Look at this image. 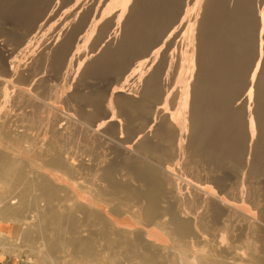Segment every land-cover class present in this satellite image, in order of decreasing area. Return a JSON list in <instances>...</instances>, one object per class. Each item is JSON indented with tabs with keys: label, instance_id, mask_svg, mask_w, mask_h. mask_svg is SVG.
Returning a JSON list of instances; mask_svg holds the SVG:
<instances>
[{
	"label": "bare ground",
	"instance_id": "obj_1",
	"mask_svg": "<svg viewBox=\"0 0 264 264\" xmlns=\"http://www.w3.org/2000/svg\"><path fill=\"white\" fill-rule=\"evenodd\" d=\"M137 1L125 0L127 4L125 6L124 3V7L129 8ZM196 1L194 2L195 4ZM202 1H200V4ZM209 1L215 2L214 0ZM209 1L204 0V3H209ZM220 1H222V5L219 3L221 6H218L219 4L216 6L218 10L213 7L217 13H214L215 20L213 19L214 33L212 32L209 36L210 39H208L211 42L210 46L207 45V48H211L210 50L208 48L210 54L206 53L204 49L202 50L210 58H207V55L206 57L200 56V53H198L201 51L200 47H202L200 46L201 37L198 36L199 38H197L199 29L198 18L202 16L200 15L202 13L200 12L202 8H199L200 4H198L200 9L199 17L194 15L198 21L194 20L193 22L190 21L191 24L187 22L188 25H182L184 22L181 24L180 20L182 19L180 17L183 16L179 17L180 20L177 19L180 7L177 6L179 9H176L174 8L176 6L173 7L172 4V8L170 6V10L167 11L169 15L167 13L168 16L166 18L163 16L158 22L160 25H156L155 29L152 26V31L151 27L148 26L151 32L148 31L147 34L145 33L147 30L144 28L145 22H141V19L145 18L138 17L141 21L139 22L138 20L137 23H140V32H142L139 33L134 29L137 24L135 23L136 25H133L134 28L132 26L133 29H131L129 22L123 16L125 13L119 15L120 8L118 13L116 6L119 7V5H116L115 11L117 14L111 11V13L105 12V14L108 13L109 15L108 17L102 16L99 18V22H102L101 25L98 23L100 26L96 27L94 25L96 27L94 28L91 24L89 25V27L91 26L90 29L93 28V30L89 29L91 36H96L95 40L101 43L99 45L103 49L101 51L98 48L97 54L99 49L101 51L98 56H94L96 54L93 55V52L90 56L86 55L87 62L84 60L86 67L83 76L84 78L88 76L96 78L101 76L102 73L111 72L120 78L121 76L125 78H122V80H127L128 84L125 82L127 85H114L109 95L101 91L85 93L82 87L85 85L86 80H84L85 83H80V80V84L78 82L76 84L73 83L75 88L73 87V92L68 95L62 89L57 90V88H54L55 86L53 87L49 83L40 82L39 84L36 82L37 85L39 84L38 87L31 88L32 94L36 95L34 98H41L39 101L35 100L34 102L38 110L39 121L44 111L47 112V109H49L48 106H52V102L48 105L51 100L59 105L64 103H68V105L75 104L73 107L77 106L76 108H78L76 112L71 107L72 105L69 106L74 115L82 116L84 122L92 124L91 127L86 125L87 130H89V127L96 130L93 128L96 126L100 131L97 130L99 134L94 131L95 137L100 138V136L104 135V138L110 141V144L107 141V146L104 143L106 142L104 139L103 143L107 147L105 151L104 145L100 144L103 137H101L100 143L97 142L99 145L95 144L93 140L95 137L91 135L94 132L88 133L83 130L86 132H84L85 134H90L89 137L84 135L85 140L92 136L91 139L94 142H90L89 139L87 141L95 145L91 147L90 145L92 144L88 145L89 143H86L89 146V149L87 148L90 157L88 162H84V159H81L80 165H77L79 161L77 163L74 162L73 155L75 154H71L74 151L73 148L70 151L71 146L68 145L69 149L67 150L64 144L67 138L64 140L66 134L64 135L63 131L70 129V126L61 128L58 120L61 122L63 117H61L62 120L61 118L58 119L59 117L57 116L59 114L53 111H51L53 116L50 117L53 119L52 121H57L56 124L55 121L54 124L52 123L53 130L51 129V135H53L49 140L46 138L49 135L44 137L46 138L45 140H43L44 138L41 139V146L38 150L30 151L27 148L26 151L21 148L22 145L19 149L16 147V150H12L10 147L7 148L8 146L6 145V147L4 142L9 141L11 136L9 131L0 125V192L4 191L5 193L2 192L4 195H0V222L12 223L14 221V224L18 222V225H24L23 227L32 226L33 228L32 220L28 221L26 218H19V211L16 212V205H11L15 208L13 210L9 208L11 203L9 198L11 197L12 199L18 198V202L21 205L26 200L25 204L27 205H24L29 210L31 208H41L38 215L39 223L37 222V226H34L37 227V233L40 236H44V238L41 237L43 241H41L42 239L40 240L42 250L37 247L40 239L38 234L39 239L37 238L38 242L34 246L40 250L38 253L41 254L43 252L42 258H44L45 250L46 257L50 259L49 262L47 261L48 264H198L200 262L202 264H237L232 262L234 260L242 261L244 256L241 253H243V249L239 253L240 251L238 252V250L234 249L235 246L233 248L225 244L223 240L222 242H219V240L217 242L211 239V233H213L211 231L213 230V225L220 218H223V221L220 220V223L223 222L221 226L224 225L227 228L230 220L225 219L226 221H224V215H229V218L233 219L232 212L230 213L231 206L230 210H227L229 206L226 208L227 206L225 207V204L217 199L216 195L218 193L228 189L227 200L233 201V199H237L236 202H238V191L245 188L246 192L244 194H249V188L251 187L247 186V190L245 186L251 183L252 185L253 183L261 185L262 195L264 193V1ZM168 2L171 3V1ZM250 2L251 4L253 3L251 10L250 8H244L246 6L243 7L244 4L247 3L248 5ZM7 4H5V7ZM128 4L131 5L129 6ZM140 4L144 5V3ZM210 4L207 5L205 3L201 7L207 5L205 10H208L207 7L209 8ZM10 5L8 6L10 7ZM14 5H12L13 9L16 6L17 9H22L19 7L22 4L15 7ZM133 5L132 7H134ZM183 6H181L182 11L184 9ZM12 7H10V10H12ZM132 7L131 9L133 10L134 8ZM136 7L138 6L136 5ZM141 7L144 8L145 6L141 5ZM142 8H136L137 12ZM17 9L15 8L16 11H18ZM148 9L150 10L151 8ZM189 10H187V13H189ZM21 11L17 12L19 16ZM25 11L22 12L25 13ZM133 11L135 13V10ZM12 12L10 13L12 14ZM78 12L81 11L78 10ZM197 12L194 11L196 14ZM3 13L5 15L7 12ZM30 13L25 15L27 16ZM129 13L132 14L130 9ZM141 13L143 14L145 11ZM202 14L204 15V9ZM208 14H210L208 16L210 18L211 13L209 12ZM0 15L2 14L0 13ZM6 15L8 16L9 13ZM25 15L23 14V16ZM146 15L144 16L146 17ZM233 15L239 17V21L234 22L233 20L235 19H231ZM191 16L193 18V15ZM226 16L231 20L224 23L221 20ZM190 17L189 19L191 20ZM20 18L17 19L20 20ZM29 20L27 22H32L33 19ZM84 20L86 19L84 18ZM43 25L40 24L39 29ZM179 35H184L189 40H187V52L184 49L183 51L185 52L183 53L182 51L185 56L178 51L181 43L178 44V48L175 47ZM119 36L120 39L118 40ZM66 40L59 48L61 51L53 56H56V58H53V61L51 60L55 72L61 71L60 69L64 64L66 55L69 54V51H72L71 45L73 41L71 39ZM183 40L186 41L185 39ZM97 41L95 42L97 43ZM32 42L27 43L24 51H34L33 47H35V44L33 43V45ZM92 42H90L91 45L89 47L92 46ZM201 43L203 44V42ZM76 44L78 47L80 46V43ZM184 44L186 45V43H183V47H185ZM94 47L93 45L92 48ZM78 52L80 51L78 50ZM180 54L182 57H180ZM70 57L72 56L70 55ZM203 63L207 65V68L209 66L211 71L200 67ZM202 68L204 70H201ZM28 72L20 69L9 74L17 82L24 83L27 78L30 79L31 74ZM173 81L174 85L171 83ZM33 83L34 85L36 84L35 81ZM134 93L139 95H134ZM55 107H58V105ZM88 108L90 109L88 110ZM54 116L55 118H53ZM43 117L46 121L47 115L46 118L45 116ZM41 121L40 124L42 123ZM64 122L62 121V123ZM66 123L70 124L69 119ZM48 128L49 126L47 130ZM65 128L68 129L64 130ZM47 132V134H50L49 131ZM71 133L70 135L67 133V136H71ZM37 137L39 139V135ZM72 137L71 139H73ZM38 139L36 140L38 141ZM73 141L71 140L69 143H73ZM40 142L36 144L39 145L38 143ZM66 142L68 143V141ZM97 145H101L100 147L104 149L101 150L104 152H100ZM88 155L86 154L87 157ZM201 164L209 168L208 179L210 181H208L211 187H214L212 195L207 191L195 194L188 189L189 185H187L186 179L192 178L193 180L195 179L194 177H197L198 180V178H201L198 175L199 171H197L201 169H199L200 166L198 167ZM206 166H203V169ZM195 167H198V169L196 170ZM82 171H88L84 173L89 175L87 176L88 178H82L84 176ZM30 172L35 175L34 178L30 177ZM254 187L257 188V186ZM205 188L203 187V189ZM253 190L255 189L253 188ZM241 192L243 197V191ZM253 192L251 190V193ZM244 196L247 197L246 195ZM246 200L245 204L247 203ZM108 202L113 204L112 206L110 205V209H107V206H109L107 205L109 204ZM233 203H230V205ZM235 203L233 204L234 207ZM251 205L253 204L251 203ZM184 207L195 209V211L194 213L187 211L184 213ZM26 209L22 210L26 212ZM18 210L20 209L18 208ZM22 210H20L21 213L23 212ZM36 210L33 211L36 213ZM33 211L31 212L33 213ZM254 211L255 220L251 221V223L243 224L242 218V224L235 225L236 231L239 232L238 237L246 248L250 251H256V249L259 250L258 248L261 247L260 253L264 256V225L258 223L259 221H264V209L258 205ZM235 214H237L236 211ZM31 229L27 232V235L30 233L28 237L33 234L30 232ZM233 233L235 234L234 231ZM214 235L216 234L214 233L213 237ZM21 236L9 238L0 234V254L10 250L12 246L9 245L12 243L24 242V245L28 244V237L25 238V241L28 242L25 244ZM35 237L34 235V242L36 240ZM233 238H235V235ZM250 238L254 240L251 241L249 240ZM221 239L223 238L221 237ZM31 240L30 243L33 241ZM186 240H189L188 245L183 244ZM7 245L11 248L7 247ZM237 248L239 247L237 246ZM12 249L15 250V247ZM210 252L214 254H210ZM263 256L259 257V259L264 261Z\"/></svg>",
	"mask_w": 264,
	"mask_h": 264
},
{
	"label": "rangeland",
	"instance_id": "obj_2",
	"mask_svg": "<svg viewBox=\"0 0 264 264\" xmlns=\"http://www.w3.org/2000/svg\"><path fill=\"white\" fill-rule=\"evenodd\" d=\"M2 1V2H1ZM0 1V5H1V8H0V13L2 14V15H0L1 17H0V125H1V127L3 128H5L7 131H9V133H10V140H12V141H8L7 140V142L5 141L4 142V144H5V146L7 147V148H9L10 147V149H12V150H16V147L19 149L20 147H21V145H22V149H27L28 148V150H30V151H32V150H38V148L41 146L40 144H41V139H43L45 136H48V137H46V138H48L47 140H49V139H51V137H52V135H51V131L53 130L52 128H53V124H54V121H52L53 119L50 117V116H53L52 114H51V111H53V112H55L56 114H59L57 117H59L58 119H60L61 117H63V120H62V118H61V120L64 122L65 120H67V121H65L64 123H62V121L60 122L59 120H58V122L60 123V127L61 128H63V126L65 127V126H70L69 128L70 129H68V128H65L64 130H67V131H63L64 132V135L66 134V136H65V139L64 140H66V138H67V140L66 141H68V143L65 141V146L67 147L68 145L69 146H71L70 147V151H72L71 149L73 148V152L71 153L72 155L73 154H75V155H73L74 156V162L75 163H77L78 161V163H77V165H80L81 163H80V161H81V159L85 162H88L89 160H90V157H89V155H88V150H87V148L89 147L88 145H90V144H92V143H89L88 141L90 140V142H94L95 141V144L97 143V142H99L100 141V139H101V137H103V140L101 141V145L104 147V149L105 148H107L106 147V145L108 146V144H107V141H109V140H106L105 138H104V135L103 136H100V135H98L99 134V132L98 131H100V129H98L96 126V128L95 127H93L94 129H96V130H93V129H91L90 127H91V125L90 124H87V122H86V124H85V122H84V119H83V117L82 116H78L77 114H75L74 115V113L72 112V109L69 107V106H71V105H68V103H64V102H62V103H64V104H66L65 105V107H64V104H55L54 103V101H49V104L48 105H50V102H52L51 104H52V106H48L49 107V109H47V112L46 111H44V114L42 115V118H43V120H44V117L43 116H45V118H46V115H47V120L45 121H43L42 120V118L40 119V121L42 122L41 124H40V121H39V118H38V110L36 109V105H35V100L37 101H39L41 98H39V99H35L34 97H36V95L34 96V93L32 94V92L33 91H31V88L33 89L34 87H38V85L40 84V82H42V83H49L50 85H53V87L54 88H57V90H59V89H62L63 90V92H65L67 95L68 94H71V92H73V90H74V88H75V84L78 82L79 83V80H80V83L81 82H83V83H85V85L82 87V89H83V91L85 92V93H92V92H98V91H101V92H104V94H107L108 93V95H109V93H110V91H111V89L113 88V86L114 85H118V84H120L121 86H125V85H127L128 83H127V80H122V76H121V78L119 77V76H116V75H114L113 73H111V72H106V73H102L101 74V76H97L96 78L95 77H91V76H88V77H85L84 78V76H83V72L85 71V67H86V63H85V61L87 62V59H86V55H88V56H90V55H92V52H93V55L94 54H96V55H94V56H98V55H100V53H101V51H102V47H100V45L99 44H101L99 41H97V40H95L96 39V36L94 35L93 37L91 36V31L90 30H93V28L92 29H90L91 28V26L93 27L94 25L97 27V26H100L101 24H102V22L100 23L99 22V18H101L102 16L103 17H105V16H107L108 17V13H111V12H113L114 14H117V12L119 13V11H120V13H119V15L121 14V15H123L124 13V15L123 16H125V19L127 20V22H129V27L131 28V29H133L134 28V26H135V30H137V32H139V33H142V32H140V30H141V27H140V21L141 22H145V25H147L146 27H145V25H144V28H145V30H147V31H145V33L147 34L148 33V31H150V29H151V31L153 30V29H155L154 27L157 25V26H159L160 25V23H158L159 22V20L160 19H162V17L164 16L165 18L169 15V12H167V11H169L170 10V6H171V8H172V4H173V7L174 6H176V7H174V8H176V9H179V8H177V6H179L180 7V9L178 10L179 11V15H178V20H180V18L182 19V20H180L181 21V24L182 25H184V26H186V24L188 25V23L189 24H191V22H193L194 20H197L198 21V19H199V29H198V32H197V38H199L198 36H200L201 38V41H200V46H202V47H200V49H201V51H199L198 53H200L199 55L201 56H205L206 57V55H207V58L209 57V55L208 54H210V52H208L211 48H209V50H208V48H207V45L208 46H210V44H211V42H209V40L208 39H210L209 38V36L212 34V32L214 33V28H215V26H214V22H213V19H214V17H215V14L214 13H217V11H216V9L218 10V7H216L219 3H221V5H222V1H220V0H214L215 2H211V1H209V3L208 2H205L207 5H209L210 3H213V4H210V7L208 8L207 7V9L208 10H205V8H206V6L207 5H205V7H201V6H204L203 4H205L204 3V0L201 2V4H200V1L201 0H166V2H164L165 0H163V2H162V0H138L133 6L134 7H132V5L131 4H128L130 7L128 8H126V7H124V3H125V0H1ZM4 1V2H3ZM12 1V2H11ZM13 1H16V2H13ZM84 1V2H83ZM146 3H145V2ZM168 1H171V3L170 2H168ZM176 1H177V3H176ZM182 1V2H181ZM196 1V4L194 3ZM207 1V0H206ZM217 1H218V3H217ZM264 1V0H263ZM5 2H7V3H5ZM59 2V3H58ZM81 2V3H80ZM88 2V3H87ZM105 2V3H104ZM112 2V3H111ZM117 2V3H116ZM119 2V3H118ZM149 2V3H148ZM159 2H161V3H159ZM175 2V3H174ZM3 5H2V4ZM15 5H14V4ZM61 3V4H60ZM83 3V4H82ZM121 3V4H120ZM139 3H144V5L143 4H140L139 5ZM152 3H153V5H152ZM157 3V4H156ZM162 3H163V5H162ZM171 4V5H169V4ZM215 3V4H214ZM5 4H7V6L5 7ZM9 4H11L10 5V7H12V5H14V7L16 6V5H19V4H22V6L20 5L19 7H21L22 9H17V6L15 7L18 11L20 10H22V11H25L26 9V11H25V13L24 12H20V16H22L21 18H20V16H19V14H17V12L18 11H16L15 10V8L13 9V7H12V10H10L11 8L8 6ZM92 4V5H91ZM126 4L127 3H125V6H126ZM145 4H147V5H145ZM155 4H156V6H155ZM161 4V6H163V7H161V6H159ZM180 4V5H179ZM185 4V6H183ZM198 4H200V7L198 6ZM244 4V3H243ZM90 5V6H89ZM111 7H110V6ZM116 5H119V7L118 6H116ZM122 5V6H121ZM127 5V6H128ZM136 5L139 7V8H142L141 7V5L144 7V8H142V9H140V10H138V12H137V9H139L138 7H136ZM149 5V6H148ZM158 5V6H157ZM190 5V6H189ZM195 7H194V6ZM197 5V6H196ZM214 5V6H213ZM220 4L218 5V6H221ZM23 6H24V8H23ZM26 6V7H25ZM74 6V7H73ZM79 6V8H77ZM117 7V12L115 11V8ZM151 6V7H150ZM153 6V7H152ZM167 6H168V8H167ZM181 6H183V8L185 9H183V11L181 10ZM244 6H246V7H244ZM4 7H5V9H4ZM7 7H9V9H7ZM18 7V8H19ZM72 7V8H71ZM104 7H106V8H104ZM123 7V8H122ZM131 7L132 8H134L133 10H135V13L137 14L138 13V15H136L135 13H134V11L131 9ZM155 7V8H154ZM160 7V8H159ZM191 7H193V9H191ZM202 8V10L200 11V9ZM213 7H215V8H213ZM243 7L244 8H250V10L253 8V3L251 4V2L250 3H248V5H247V3L246 4H244L243 5ZM26 8V9H25ZM30 8V9H29ZM31 8H32V11H31ZM42 8V9H41ZM45 8V9H44ZM114 10H113V9ZM119 8H120V10H119ZM123 9V11H122V9ZM137 8V9H136ZM148 8H151L150 10H152V11H150ZM157 8V9H156ZM161 8H163V9H161ZM198 8V9H197ZM213 9L212 11H211V9ZM7 9V10H6ZM23 9H25V10H23ZM41 9V10H40ZM104 9V10H103ZM107 9V10H106ZM111 9V10H110ZM129 9H130V12H132V14L131 13H129ZM144 9V11H145V13L146 12H148V13H146L147 15H148V17H147V15L145 14V13H141V12H144V11H142ZM147 9H148V11H147ZM155 9V10H154ZM167 9V10H166ZM189 9H191V10H189ZM196 9H197V11L199 12H202L203 13V9H204V15L201 13L200 14V12L198 13L197 11H196ZM4 10V11H3ZM43 10H44V12H43ZM78 10L79 11H81V12H78ZM93 10V11H92ZM95 10V11H94ZM97 10H99V11H97ZM119 10V11H118ZM154 10V11H153ZM164 10V11H163ZM187 10H189L188 12L189 13H187ZM193 10V11H192ZM9 11V12H8ZM13 11V12H12ZM14 11H16V13H14ZM86 11V12H85ZM111 11V12H110ZM140 11V12H139ZM182 11V13H180ZM186 11V12H185ZM192 11V13H190ZM194 11L195 12H197V14L196 13H194ZM3 12H7V13H5V15H3L4 13ZM10 12H12V14L10 13ZM31 12V13H30ZM76 12V13H75ZM105 12H108V13H106L105 14ZM122 12V13H121ZM127 12V13H126ZM150 12V13H149ZM205 12H210L211 13V16H210V18L208 17L210 14H208V13H205ZM9 13V15L7 16L6 14H8ZM13 13H14V18L12 17V15H13ZM19 13V12H18ZM22 13V14H21ZM27 13H30V14H28L27 16H28V20L30 19V20H32V22L30 21V22H27L28 20H27V16L25 15V14H27ZM36 13V14H35ZM38 13V14H37ZM75 13V14H74ZM78 13V14H77ZM82 13V14H81ZM83 13H84V15H83ZM90 13V14H89ZM140 13V14H139ZM158 13H160V14H158ZM167 13H168V15H167ZM185 13V14H184ZM187 13V14H186ZM213 13V14H212ZM16 14V15H15ZM23 14L25 15V16H23ZM103 14V15H102ZM142 14V15H141ZM150 14V15H149ZM157 14V15H156ZM164 14V15H163ZM166 14V15H165ZM193 15V18H192V16L191 15ZM198 14H200V15H202V16H200L199 17V15ZM206 14H208V15H206ZM38 15V16H37ZM67 15V16H66ZM83 15V16H82ZM87 15V16H86ZM131 17H130V16ZM135 15V16H134ZM140 15V16H139ZM144 15H146V17L144 16ZM154 15V16H153ZM172 15V14H171ZM188 15H190V16H188ZM194 15H196V17L198 16L199 18L197 19H195V16ZM206 15V16H205ZM4 16H5V18H4ZM31 16V17H30ZM34 16V18H32ZM74 16V17H73ZM80 16H81V18H80ZM142 16V17H141ZM157 16V17H156ZM180 16H183V17H188V18H184L183 19V17H180ZM205 16V17H204ZM26 17V18H25ZM71 17V18H70ZM90 17V18H89ZM128 17V18H127ZM132 17H133V19H132ZM138 17H140V18H145V19H139ZM151 19H150V18ZM152 17H153V19H152ZM156 17V18H155ZM159 17V18H158ZM180 17V18H179ZM189 17L191 18V20L189 19ZM204 18V22H203V18ZM233 17H236V15H233ZM233 17H231V19L233 20V19H235V20H233L234 22H237V21H239V17H236V18H233ZM13 18V19H12ZM17 18H20V20L19 19H17ZM32 18V19H31ZM36 18V19H35ZM43 18V19H42ZM76 18V19H75ZM84 18L86 19V20H84ZM130 18H131V20H130ZM135 18V19H134ZM138 18V19H137ZM206 18V19H205ZM208 18V19H207ZM212 18V19H211ZM12 19V20H11ZM23 19V20H22ZM40 19V20H39ZM79 19V20H78ZM155 19V20H154ZM164 19V18H163ZM188 19V20H187ZM193 19V20H192ZM202 19V20H201ZM231 19H229V18H227V16L226 17H223V19L221 20L222 22H227V21H229V20H231ZM16 20V21H15ZM19 20V21H18ZM84 20V21H83ZM95 20V21H94ZM98 20V21H97ZM135 20H136V22H135ZM139 20V22L137 23V21ZM153 20V21H152ZM202 22H201V21ZM207 20H209L208 22H207ZM215 20V19H214ZM223 20H226V21H223ZM39 21V22H38ZM64 21V22H63ZM91 21V22H90ZM132 21H134V22H132ZM179 21V22H180ZM191 21V22H190ZM211 21H212V24H211ZM4 22V23H3ZM8 22V23H7ZM35 22H36V24H35ZM78 22V23H77ZM82 22V23H81ZM95 22V23H94ZM148 22V23H147ZM151 22H153V23H151ZM188 22V23H187ZM10 23V24H9ZM22 23V24H21ZM34 23V24H33ZM100 25H99V24ZM136 23V24H135ZM201 23H203V24H201ZM209 23V24H208ZM28 24V25H27ZM32 26H31V25ZM43 25V24H45V25H43V27L41 28V29H39V25ZM82 24V25H81ZM91 24V26L89 27V25ZM131 24V25H130ZM149 24V25H148ZM180 24V23H179ZM201 24V25H200ZM12 25V26H11ZM16 25H18V26H16ZM81 25V26H80ZM134 25V26H133ZM151 25V26H150ZM212 25V26H211ZM70 26V27H69ZM84 27V29H83V27ZM94 26V28H96ZM132 26H133V28H132ZM151 27L150 29H149V27ZM152 26H153V29H152ZM202 26H204V27H202ZM206 26V27H205ZM210 26H211V29L209 30V28H210ZM8 27V28H7ZM13 27V28H12ZM16 27V28H15ZM34 27V28H33ZM77 27H78V29H77ZM15 28V29H14ZM18 28H19V30H18ZM63 28V29H62ZM67 28V29H66ZM72 28V29H71ZM129 28V29H130ZM138 28V29H137ZM202 28V29H201ZM203 28H205V29H203ZM9 29V30H8ZM14 29V30H13ZM23 29H25V30H23ZM30 31H29V30ZM44 29V30H43ZM79 29H81V30H79ZM90 29V30H89ZM206 29H207V31H206ZM23 30V31H22ZM41 30H43V31H41ZM63 30V31H62ZM89 30V31H88ZM139 30V31H138ZM73 31V32H72ZM80 31V32H79ZM150 31V32H151ZM23 32V33H22ZM68 32V33H67ZM90 32V33H89ZM204 32V33H203ZM210 32V33H209ZM33 33V34H32ZM35 33V34H34ZM144 33V32H143ZM182 34H183V32H181ZM180 33V34H181ZM203 33V34H202ZM20 34V35H19ZM37 34V35H36ZM58 34H59V36H58ZM76 34V35H75ZM87 34V35H86ZM33 35V36H32ZM97 35V34H96ZM204 35V36H203ZM22 36V37H21ZM72 36H75V37H72ZM84 36V37H83ZM181 35H179V37L177 38V40H176V45H175V47L176 48H178L179 46H181L179 49H181V50H179L178 49V51L179 52H181L182 53V51H183V49L184 50H186V52H187V48H186V46L188 45V42H187V40H188V38L186 37V36H184V35H182L181 37H180ZM24 37V38H23ZM29 39V37H31L32 38V40H31V38L28 40L27 38ZM57 37V38H56ZM80 37V38H79ZM202 37H204V38H202ZM72 40L73 41V43H72V45H71V50L72 51H69L68 53L69 54H67L66 55V57H65V59H64V64H63V66H62V68L60 69L61 71H59V72H55L54 71V67H53V64H52V61H53V58L55 59L56 58V56L55 57H53L54 55H57L61 50H59V48H61L60 46H61V44H64V40ZM82 38V39H81ZM87 38H88V40H87ZM205 38H207L206 40H205ZM26 39V40H25ZM37 39V40H36ZM57 39V40H56ZM60 39V40H59ZM93 39V40H92ZM120 39V36L118 37V40ZM183 39H185L186 41H184ZM199 39V40H200ZM66 40V41H67ZM183 40V41H182ZM205 40V41H204ZM20 41H21V43H20ZM32 42V44L35 46V47H33V49H34V51L33 50H30V51H32V52H30V51H24V47H26L27 46V43L28 42ZM36 41V42H35ZM92 42V41H94V42H92L93 44H92V46L91 47H89L90 45H91V43L90 42ZM95 41H97V43L95 42ZM179 41V42H178ZM181 41V42H180ZM189 41V40H188ZM208 41V42H207ZM56 44H55V43ZM87 42V43H86ZM89 42V43H88ZM201 42H203V44L201 43ZM11 43V44H10ZM76 43H80L79 45V47H78V45L76 44ZM181 43V44H180ZM183 43H186V45H185V47H183L182 45H183ZM206 45H205V44ZM97 44V45H96ZM178 44H180L179 46H178ZM93 45L95 46L94 48H95V50H94V48H92L93 47ZM15 46V47H14ZM19 46V47H18ZM37 46H38V48H37ZM75 46V47H74ZM97 46V47H96ZM23 47V48H22ZM42 47H43V49H42ZM56 47H58L57 49H56ZM74 47V49H72ZM204 47V48H203ZM90 48V49H89ZM98 48H100L101 49V51H100V49H99V51H98V54H97V50H98ZM186 48V49H185ZM206 48V49H205ZM21 49H23V50H21ZM80 51V52H78V50ZM200 49H198V50H200ZM204 49V51H206V53L208 52V54H204L205 52H203L202 50ZM19 50V51H18ZM55 50V51H54ZM57 50V51H56ZM74 50V51H73ZM86 50H87V52H86ZM90 50V51H89ZM171 51V50H170ZM26 52V53H25ZM76 54H75V53ZM185 51H183V53H184ZM25 53V54H24ZM43 53V54H42ZM87 53V54H86ZM91 53V54H90ZM182 53V54H183ZM45 54H46V56H45ZM21 55V56H20ZM70 55L73 57H70ZM78 55V56H77ZM81 55V56H80ZM181 55V54H180ZM184 56H185V54H183ZM45 56V57H44ZM184 56H183V58H184ZM43 59H42V58ZM69 57V58H68ZM75 57V58H74ZM82 57V58H81ZM85 57V58H84ZM180 57H182V55L180 56ZM14 58V59H13ZM38 58V59H37ZM51 58V59H50ZM84 58V59H83ZM183 58H182V60H183ZM210 58V57H209ZM45 59V60H44ZM71 59V60H70ZM75 59V60H74ZM89 59H90V57H89ZM92 59V58H91ZM11 60V61H10ZM24 60V61H23ZM52 60V61H51ZM85 60V61H84ZM3 61V62H2ZM82 61V62H81ZM40 62V63H39ZM50 62V63H49ZM181 62H183V61H181ZM52 64V65H51ZM71 64V65H70ZM17 65V66H16ZM205 63H203V64H201V66L200 67H203V68H207V65H206V67H205ZM26 66V67H25ZM71 66V67H70ZM80 66V67H79ZM43 67V68H42ZM73 67V68H72ZM68 68V69H67ZM72 68V69H71ZM201 69V70H204V69ZM24 70L25 72L27 71H30V72H28V73H30L31 74V76H30V79L29 78H27V80H25L24 81V83L22 82V83H20L19 81L17 82L16 81V79L11 75V74H9V73H12V72H15V71H19V70ZM13 70V71H12ZM65 70V71H64ZM76 70H78V71H76ZM211 71V68L208 66V68H207V71ZM8 71V72H7ZM74 71V72H73ZM68 72H70V73H68ZM108 73V74H107ZM7 74V75H6ZM76 74V75H75ZM60 75V76H59ZM82 75V76H81ZM9 76V77H8ZM42 76V77H41ZM56 76V77H55ZM76 76V77H75ZM13 77V78H12ZM36 77V78H35ZM38 77V78H37ZM99 77V78H98ZM112 77V78H111ZM34 78V79H33ZM68 78V79H67ZM119 79V80H118ZM123 79H125V78H123ZM31 80V81H30ZM47 80V81H46ZM82 80V81H81ZM84 80H86L85 82H84ZM35 81V83L37 82V83H39L38 85H37V83L34 85V82ZM44 81V82H43ZM46 81V82H45ZM68 81V82H67ZM76 81V82H75ZM120 81H121V83H120ZM175 82H176V80H174ZM174 81L173 82H171V83H173V85L175 84L174 83ZM7 82V83H6ZM123 82V83H122ZM127 84H126V83ZM33 85H32V84ZM56 83V84H55ZM71 83V84H70ZM73 83H75V84H73ZM79 83V84H80ZM29 84V85H28ZM32 85V86H31ZM68 86V87H67ZM111 86V87H110ZM74 87V88H73ZM128 88H130L129 86H127ZM69 88V89H68ZM110 88V89H109ZM141 89V88H140ZM92 90V91H91ZM105 91H108V92H106L105 93ZM30 92V93H29ZM139 92H140V90H139ZM133 93V92H132ZM24 94V95H23ZM108 95H106V96H108ZM134 95H139V94H137V93H134ZM17 97V98H16ZM23 97V98H22ZM12 98V99H11ZM15 98V99H14ZM24 99V100H23ZM27 100H28V102H27ZM31 100V101H30ZM9 101V102H8ZM30 101V102H29ZM3 102V103H2ZM40 102H42V101H40ZM32 103V104H31ZM58 105V107H55V106H57ZM73 105H75V104H73ZM73 105L71 106V107H73ZM61 108H60V107ZM63 106V107H62ZM51 107H52V109H51ZM55 107V108H54ZM77 107V106H76ZM76 107H73L74 109V112H76V109H78V108H76ZM34 108V109H33ZM57 108V109H56ZM59 108V109H58ZM63 108V109H62ZM69 109H71V110H69ZM90 108H88V110H89ZM65 110V111H64ZM68 110V111H67ZM49 111V112H48ZM71 111V112H70ZM69 112V113H68ZM29 114V115H28ZM51 114V115H50ZM67 114V115H66ZM69 114V115H68ZM71 114V115H70ZM77 115V116H76ZM49 116V117H48ZM64 116H66V117H64ZM82 118V120H83V122H82V120H81V118ZM38 118V119H37ZM53 118H55V116L53 117ZM72 118V119H71ZM79 118V119H78ZM3 119V120H2ZM32 121H31V120ZM65 119V120H64ZM68 119H69V122H70V124L68 123H66V122H68ZM78 119V120H77ZM79 120H81V121H79ZM34 121V122H33ZM50 121V122H49ZM75 121V122H74ZM79 123H78V122ZM39 122V123H38ZM47 122V123H46ZM71 122H72V124H71ZM81 122V123H80ZM32 123H33V125H32ZM38 123V124H37ZM53 123V124H52ZM57 123V121H55V124ZM3 124V125H2ZM37 124V125H36ZM45 124V125H44ZM65 124V125H64ZM67 124V125H66ZM82 124V125H81ZM5 125V126H4ZM77 127H75V126ZM80 125V126H79ZM86 125H89L90 127H89V130H87V126ZM35 126V127H34ZM38 126V127H37ZM49 126V128H50V126H51V128L49 129L48 128V130H47V127ZM0 127V128H1ZM72 127V128H71ZM84 127V128H83ZM32 128V129H31ZM37 128V129H36ZM76 128V129H75ZM52 129V130H51ZM75 129V130H74ZM77 129H79V130H77ZM36 130H39V131H36ZM83 130H86L88 133L89 132H94V131H97V135L98 136H100V138L99 137H95L96 135H95V132H94V134L93 133H91V135L93 136V137H95V139L93 138V140L91 139L92 138V136L90 137V138H86V140H85V136L84 135H88V133L87 134H85L86 132L85 131H83ZM47 131H49V133L50 134H47L48 132ZM76 131V132H75ZM78 131V132H77ZM43 132H44V134H43ZM72 132V133H71ZM85 132V133H84ZM27 133V134H26ZM67 133H69V135H70V133H71V136H73L72 138L73 139H71V136H69V139H68V136H67ZM47 134V135H46ZM82 134V135H81ZM39 135V139H38V136ZM51 135V136H50ZM90 135V134H89ZM89 135H88V137H89ZM76 136H78V137H76ZM20 137V138H19ZM37 137V138H36ZM76 137V138H75ZM28 138H30V139H27ZM46 138H44L43 140H45ZM106 138H108L107 136H106ZM36 139H38V141L36 140ZM89 139V140H88ZM96 139H98V141H96ZM104 139L106 140V142H104ZM14 140V141H13ZM26 140V141H25ZM36 140V141H35ZM71 140H74L73 141V143H71V144H73V145H71L70 143H69V141H71ZM78 140H79V142L81 143H79L78 142ZM88 140V141H87ZM92 140V141H91ZM31 141V142H30ZM41 141V142H40ZM85 141H87V142H85ZM29 142V143H28ZM37 142H40V143H38L39 145H37L36 143ZM82 142H84L85 144L87 143H89L88 145L86 144H84V143H82ZM106 143V145L104 144V143ZM19 143V144H18ZM28 143V144H27ZM103 143V144H102ZM15 144V145H14ZM30 144H32V145H30ZM36 144V145H35ZM84 144V145H83ZM98 144V143H97ZM109 144H110V141H109ZM24 145V146H23ZM29 145V146H28ZM99 145V144H98ZM97 145V146H98ZM100 145V146H101ZM37 146V147H36ZM68 146V147H69ZM87 146V147H86ZM91 147L92 146H95L94 145V143L92 144V145H90ZM100 146H98V148H99V151L100 152H104L103 150V147L101 148ZM33 147H34V149H33ZM36 147V148H35ZM67 147V150L69 149ZM89 149V148H88ZM101 149H103V150H101ZM82 150V151H81ZM27 151V150H26ZM76 151V152H75ZM105 151H106V149H105ZM84 152V153H83ZM81 153V154H80ZM77 154H79V155H77ZM85 154V155H84ZM86 154L88 155V157L86 156ZM72 156V157H73ZM79 156V157H78ZM82 156V157H81ZM83 156H85V157H83ZM81 157V158H80ZM82 162V161H81ZM202 165V164H201ZM198 165V167H199V169L200 170H197L198 169V167H195V169L197 170V171H199L198 173V175L201 177V178H198V180H197V177H194L195 179H193V180H195V181H193L192 180V178H188V179H186V182H187V185H189L188 187V189H190V192H192V193H203L202 191H204V193L207 191V192H209L210 194L211 193H213L214 191H213V189H214V187H211V185H210V183H209V179H208V174H209V168L206 166V165ZM203 166H206V168L204 167V169H203ZM36 169H38V168H36ZM207 169V170H206ZM201 171V172H200ZM83 172V171H82ZM86 172H88V171H86ZM85 171L83 172V175L85 176L86 174H84V173H86ZM204 173V174H203ZM206 173V174H205ZM29 174H31L30 175V177L31 178H34V176L35 175H33L32 174V172H30ZM202 174H203V176H202ZM32 175H33V177H32ZM206 175V176H205ZM84 176H82V178L83 179H86V178H88L87 176H89V175H86L85 176V178H84ZM198 176V177H199ZM203 179V180H202ZM209 180V181H208ZM199 181V182H198ZM190 182H191V184H190ZM189 183V184H188ZM203 183V184H202ZM205 183V184H204ZM200 184V185H199ZM202 184V185H201ZM209 184V185H208ZM207 186V187H206ZM247 186L248 187H251V188H249V194H244V192H246V190H245V188H243V190H239L238 191V202H236L237 201V199H233V201L235 200V202L237 203V205H238V207H237V205H236V203H235V207L233 206V201L232 200H227L228 198H226V196H227V190L228 189H226V191L224 190L223 192H221V193H218L217 195H216V197H217V199H219L220 201H222V203H224L225 204V207L226 208H228V206H229V209H227V210H230V206H231V210H230V213L233 215V219L232 218H229V215H224L223 217H224V221H226L225 219H228V220H230V221H228V226H227V228L226 227H224V225L223 226H221L222 224H223V218L221 219H219L218 221H217V223L215 224L216 225V227H215V225H213V230L211 231V232H213V233H211V235H212V237H211V239H214L215 241H217L218 242V240H219V242L221 241L222 242V240H223V242L225 241V244H227V245H230V246H232L233 248H234V246H235V248L234 249H236V250H238V252L239 253H241L242 252V249H243V253H241L244 257L242 258V261H237V260H234L232 263H237V264H245V263H247V264H264V261L263 260H261V259H259V257H262L263 256V254L262 253H260L261 252V247H259L258 249L259 250H257L256 249V251H250L248 248H246L244 245H243V243H242V241L239 239V237H238V233L239 232H237L236 231V226L237 225H240V224H242L241 222H243V224H245V223H251V221L253 222L254 220H255V215H254V213H255V208L258 206V205H260L261 207H263V209H264V193H263V195H262V193H261V185H256V183L254 184L253 183V185H252V183L250 184V185H246L245 187H246V189L248 190V188H247ZM253 186V187H252ZM254 186H257V188L256 187H254ZM203 187L205 188V189H203ZM258 187H260V188H258ZM210 188V189H209ZM253 188L255 189V190H253ZM203 189V190H202ZM252 190V192L255 194H253V193H251V190ZM230 190V189H229ZM259 190V191H258ZM213 191V192H212ZM235 191V190H234ZM240 191H243V194L244 195H246L247 197H245L244 195H243V197H245L244 199H242L243 197H242V192L240 193ZM3 193H4V191H2ZM2 192H0V195H4ZM225 192V193H224ZM236 193V192H235ZM181 194V193H180ZM179 194V196H181L182 197V195H183V193H182V195H180ZM209 194V195H210ZM252 194V195H251ZM259 194H260V196H259ZM212 195V194H211ZM223 195H225V196H223ZM251 195V197H249ZM256 195H258V196H256ZM252 196H253V199H252ZM225 197V198H224ZM241 197V198H240ZM256 197V198H255ZM6 198V197H5ZM263 200H262V199ZM9 199H11V200H9V202H11L10 203V209L11 210H13V209H15L14 208V206L15 207H17L16 208V212H18L19 211V218L20 219H27L28 221H30V220H32V224H33V228H32V226H25V227H23L24 225H18V222H15V224L12 222V223H9V222H4V221H2V222H0V233H5V234H7L6 235V237H9V238H15V237H18V235H22L21 237H23V241H25V238L26 237H28V236H30V233H28L29 235H27V232H29V229H31L30 230V232H31V234H32V240H31V237H28L27 238V241H29V243L27 242V241H25V244L26 243H28V244H26V245H24V242H19V243H12V244H10L9 246H12V248L13 247H15V250H13L11 247H9L8 245H7V247H9V248H11L10 250H7L5 253L6 254H13V255H17V256H20V257H23V258H25V259H27V260H29L30 262H32V264H48V262L50 261V259L48 258V257H46V252H45V250H44V258H42L43 257V252H41V254L40 253H38V252H40V250L39 249H41V246H40V242L41 241H43V239L42 238H44V236L42 235V236H40V234L39 233H37L38 231H37V227H35V226H37V224L39 223V217H38V215H39V211L41 210V208H31V210H29V208L28 207H25V205H27V204H25L27 201L25 200V202H23V204L21 205V203H19L18 202V198H16V199H12V197L11 198H9ZM241 199V200H240ZM245 199H247L246 200V204H245ZM8 200V199H7ZM226 200V201H225ZM243 200V201H242ZM253 200V201H252ZM12 201H13V203H12ZM232 201V202H231ZM241 201V202H240ZM249 201H251V202H249ZM258 202V203H255V202ZM227 204H226V203ZM240 202V203H239ZM15 203V204H14ZM17 203V204H16ZM109 203V202H108ZM230 203H233L232 205H230ZM244 203V205H242V204ZM251 203L254 205H251ZM259 203H262V204H259ZM25 204V205H24ZM229 204V205H228ZM258 204V205H257ZM11 205H14V206H11ZM20 205H21V207H20ZM107 205H109V206H107V209H110L109 207H111L113 204H111V203H109V204H107ZM111 205V206H110ZM256 205V206H255ZM24 206V208H27L26 209V212H25V210H22V209H24V208H22ZM232 206H233V208H232ZM240 206V207H239ZM11 207H13V208H11ZM185 207H187V206H185ZM184 207V209H183V212L185 213L186 211L187 212H189V213H194V211H195V209H192V208H185ZM190 207V206H189ZM237 207V208H236ZM249 207V208H248ZM18 208L20 209V210H22L23 212V214L21 213V211L20 210H18ZM251 208H253L252 210H250ZM37 209V210H36ZM187 209V210H186ZM33 210H36V213H38V214H36L35 213V211H33ZM191 210V211H190ZM198 210H200V208H198ZM31 211H33V213L31 212ZM235 211L237 212V214H235L234 215V213H235ZM247 211V212H246ZM15 212V211H14ZM25 212V213H24ZM234 212V213H233ZM240 213V214H239ZM21 214V215H20ZM192 215H194V214H192ZM254 215V216H253ZM24 216V217H23ZM28 216V217H27ZM240 216V217H239ZM246 216H248V217H246ZM35 217V218H34ZM225 217H227V218H225ZM239 218V219H238ZM243 218V219H242ZM35 221H34V220ZM243 221H242V220ZM248 219V220H247ZM220 220H222L221 222L222 223H220ZM240 220V221H239ZM36 224H35V223ZM38 222V223H37ZM229 222H230V224H232V223H234L233 225H230L229 224ZM240 222V223H239ZM258 223H262L261 225H264V221H259ZM31 224V225H32ZM35 225V226H34ZM230 225V226H229ZM236 225V226H235ZM214 227H215V229H214ZM220 227V228H219ZM223 227V228H222ZM27 228H29L28 230H26ZM24 229V230H23ZM35 229V230H34ZM232 229V230H231ZM234 229V230H233ZM33 230V231H32ZM220 230V231H219ZM26 231V232H25ZM215 231V232H214ZM217 231V232H216ZM235 232V234L233 233L232 234V232ZM35 232V233H34ZM224 232V233H223ZM218 234L217 236H219V237H217L216 235H214V237H213V234ZM17 234V235H16ZM25 234H26V236H25ZM39 235V237H40V239H39V237H38V235ZM224 234V235H223ZM34 235L36 236L35 237V242H34ZM228 235V236H227ZM235 235V238H233V236ZM225 236V237H224ZM231 236V237H230ZM42 237V238H41ZM221 237L223 238V239H221ZM229 239H228V238ZM37 238L39 239L38 241H39V243H37L38 241H37ZM220 238V239H219ZM225 238V239H224ZM226 238H227V240H226ZM42 239V240H41ZM30 240L32 241L31 243H30ZM41 240V241H40ZM229 240H231L230 242H229ZM249 240H251V241H253L254 239L253 238H250ZM229 243H228V242ZM234 241H236V242H234ZM239 241V242H238ZM241 241V242H240ZM187 242V243H186ZM186 242H183V244L184 245H188V242H189V240H186ZM232 242H233V245H232ZM23 245H22V244ZM33 243V244H32ZM35 243H37L38 244V246H37V244H36V246L39 248V249H36L35 248V246H34V244ZM236 243V244H235ZM239 243V244H238ZM15 244H17V245H15ZM30 245V246H29ZM33 245V246H32ZM32 246V248H30ZM237 246L239 247V248H237ZM242 248H241V247ZM8 248V249H9ZM241 248V249H240ZM31 249V250H30ZM35 249V250H34ZM6 250V249H5ZM33 250V251H32ZM42 250V249H41ZM245 250V251H244ZM8 251H10V252H8ZM36 251V252H35ZM248 252V253H247ZM250 252V253H249ZM5 253H3L4 255H5ZM211 253H213V252H210V254ZM247 253V254H246ZM254 255H253V254ZM256 253V254H255ZM260 253V255H258ZM214 254V253H213ZM252 255H253V257H252ZM258 255V256H257ZM41 256V257H40ZM248 256V257H247ZM249 256H250V258H249ZM257 256V257H256ZM46 257V258H45ZM246 257H247V259H246ZM258 259H256V258ZM264 257V256H263ZM253 258V259H252ZM44 259V260H43ZM244 259V260H243ZM250 259V260H249ZM46 260V261H45ZM48 261V262H47ZM248 261V262H247ZM259 261V262H258ZM252 262V263H251ZM257 262V263H256ZM201 264H202V262H200ZM200 263H198V264H200ZM204 264V263H203Z\"/></svg>",
	"mask_w": 264,
	"mask_h": 264
},
{
	"label": "crops",
	"instance_id": "obj_3",
	"mask_svg": "<svg viewBox=\"0 0 264 264\" xmlns=\"http://www.w3.org/2000/svg\"><path fill=\"white\" fill-rule=\"evenodd\" d=\"M2 235H7L5 233H0ZM0 264H32L29 260L13 255V254H0Z\"/></svg>",
	"mask_w": 264,
	"mask_h": 264
}]
</instances>
